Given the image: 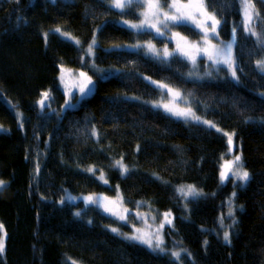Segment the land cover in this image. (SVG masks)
<instances>
[{
  "label": "trees",
  "instance_id": "1",
  "mask_svg": "<svg viewBox=\"0 0 264 264\" xmlns=\"http://www.w3.org/2000/svg\"><path fill=\"white\" fill-rule=\"evenodd\" d=\"M253 2L264 18V4ZM109 3L0 0V180L6 182L0 188L6 233L0 264H264V75L255 64L264 58V46L244 32L240 0H208L209 11L215 9L222 20L215 43L238 29L233 48L243 69L238 83L223 69L220 76L192 79L186 76L188 61L165 66L142 51L113 48L150 39L172 46L117 24L139 19L141 8L121 14ZM57 27L81 44L59 36ZM171 30L189 40L201 36L194 27ZM94 34L91 58L84 48ZM61 67L88 72L97 82L74 109L62 107ZM144 77L180 89L196 115L222 131L154 108L150 102L161 90ZM45 91L50 99L41 110L37 101ZM224 130L235 133L250 174L246 183L233 178L220 183L221 163L228 157ZM120 159L129 169L125 175L114 165ZM90 166L95 175L85 171ZM101 172L108 184L97 179ZM184 184L202 195L183 197L177 188ZM117 186L129 209L122 223L83 200L92 194L114 198ZM142 202L172 211L173 223L163 230L165 253L111 231L132 233L128 223L145 208ZM225 231L230 243L223 239ZM172 251L181 252L179 260Z\"/></svg>",
  "mask_w": 264,
  "mask_h": 264
},
{
  "label": "snow or ice",
  "instance_id": "2",
  "mask_svg": "<svg viewBox=\"0 0 264 264\" xmlns=\"http://www.w3.org/2000/svg\"><path fill=\"white\" fill-rule=\"evenodd\" d=\"M52 2L55 3V0H52ZM257 2L264 4V0H257ZM240 3L243 10L244 32L251 37H255L257 43L264 46V30H255L257 25L264 29V18L261 17V13L257 10L256 3H254L253 0H240ZM109 6L110 8L118 9L121 14H125V10H130L133 7L141 8L142 11L139 13L138 23L124 20L122 21V24L137 34H153V39L166 38L175 43V47L172 49L168 47L167 43L164 44L163 48H158L156 44L153 43V40L150 39L143 43L137 42L129 45L118 44L114 45L113 48L126 49L135 55H140L141 50H143V54L146 57L156 60L165 66H170V63L176 59H179L181 62L188 61L192 65V71L188 73L189 77L197 76L199 62L201 58H206L208 63L205 64V67L210 68L211 70L206 71L204 73L205 76L211 77L213 70L219 72L222 70L221 66H223L227 68V72L230 74L231 79L237 83L239 82L240 77L238 72H242L243 69L239 67L238 59L233 53V48L237 41L238 29L237 27H233L229 40H220L219 43H212L214 39L219 38L218 29L222 20L217 18L215 9L209 11L208 0H186V2L185 0H171V2H169V0H110ZM177 26H182L186 30H192L194 26V29L199 30V34H201L200 39L189 40L187 36L182 35L180 32H172L171 28ZM54 31L61 36L72 40L76 45L81 44V41L78 38L71 36L70 33L63 32L60 27L55 28ZM44 35L46 38L48 33H45ZM96 45L97 40L94 34L91 42L85 49L88 57L95 56ZM81 62H85V57H81ZM255 64L256 69L264 75V58L257 60ZM91 67H95L94 62ZM64 71V68L61 67V83H64ZM97 71L105 72L106 70L98 69ZM105 78H107V75L101 77V79ZM197 78L202 79L203 77L197 76ZM144 79L160 89L162 95H165L166 90L168 102H155L153 103L154 108L162 107L166 113L184 119L186 122L192 120L197 123H203L209 128H216L217 132L222 131L220 128L216 127V124L213 121L203 120L200 116L196 115V112L190 106L188 97L182 93L180 89L172 88L166 83L151 80L150 77H144ZM96 83L97 82L93 80L88 72H79L73 85L71 87L65 86V100L62 107L66 110L77 107V105L84 102V100L95 91ZM49 99V92L45 91L41 93V99L37 101L41 110L45 108L46 101ZM136 99H138V97ZM181 102H184V107L180 106ZM16 115L19 117L21 114L17 113ZM92 134L97 135L95 130H93ZM223 134L227 137L228 152L231 153L234 150L233 137L235 133L224 132ZM114 165L119 168L121 175H125L129 171L127 165L123 162V159L116 160ZM38 171L39 167L37 166V172ZM85 171L95 175L94 166L88 167ZM231 178H235L244 183L250 178L249 172L243 167V158L241 155H235L232 160H226L224 164L221 165V170L219 172L220 183L224 184ZM97 179L104 184H108V179L103 172L100 173ZM5 183V181L0 180V187H3ZM177 192L186 198L189 196L195 197L202 195V193L192 185L186 186V190L185 186H181L177 189ZM234 195L235 193H233V196ZM75 199L77 198L69 197V200ZM83 200L86 205H96L97 207L103 208L104 212L116 217V219L120 221H127L128 219L129 209L124 208L123 214H121L115 207L109 206V204H123V197L119 195V186H117V196L115 200H111L105 196L98 197L95 194L84 196ZM63 202L62 199L61 203ZM229 203H231V201H229ZM75 215L79 216L80 213L77 212ZM136 215L137 219H139L142 214L137 213ZM228 215H232L231 208H229ZM163 217L164 219L156 229V235L135 226H133L131 234L120 233V230L117 227H112L111 231L113 233L124 235L126 240L146 245L147 248L153 252L165 253L164 238L163 235H160L159 233L166 224H172V220L170 219L171 212H165ZM0 233H2L0 234V255H3L6 238L3 224H0ZM223 239L226 243L231 242L230 233L228 231L224 232ZM204 243L207 244V241ZM171 256L179 260L181 252L172 251ZM73 264H76V262L73 261Z\"/></svg>",
  "mask_w": 264,
  "mask_h": 264
},
{
  "label": "rangeland",
  "instance_id": "3",
  "mask_svg": "<svg viewBox=\"0 0 264 264\" xmlns=\"http://www.w3.org/2000/svg\"><path fill=\"white\" fill-rule=\"evenodd\" d=\"M169 2H171V0H169ZM110 4V3H109ZM115 9V8H114ZM116 10H118V9H116ZM139 11H142V9H140ZM134 23H138L139 21H133ZM121 24H122V21L120 22ZM123 25V24H122ZM194 27V26H193ZM172 29V28H171ZM172 31V30H171ZM71 36H73V37H75L74 35H72L71 34ZM95 37H96V34H95ZM166 39V38H165ZM70 40V39H69ZM71 41V40H70ZM169 41V40H168ZM91 42V41H90ZM74 43V42H73ZM153 43H155L156 44V42H153ZM167 44H168V42H166ZM212 43H215L214 42V40L212 41ZM219 43V42H218ZM75 44V43H74ZM79 46V45H78ZM88 46V45H87ZM87 46L84 48V54H86V52H85V49L87 48ZM156 46L158 47V48H163L164 47V45H161V46H158L157 44H156ZM168 47L170 48V49H172V48H174L175 47V43L173 42V47H170L169 45H168ZM91 58H93V57H91ZM206 63H208L207 62V60H206V58H201V60H200V62H199V68L197 69V76H200V77H203V78H210L209 76H205L204 75V73L206 72V71H209V70H211L210 68H206L205 67V64ZM190 64V63H189ZM96 66V65H95ZM189 67H190V69L188 70V73L190 72V71H192V65L190 64L189 65ZM98 68V67H97ZM222 69L223 70H226L227 71V68H225V67H223L222 66ZM64 83H61V80H60V86L62 87V89L63 88H65V86H68V87H71L72 85H73V83L76 81V79H77V77H78V73L79 72H81L80 70H77V69H68V68H64ZM188 73L186 74V76H187V78H194V79H199V78H197V76H192V77H189L188 76ZM220 74H221V71H219V72H216V71H212V76L214 77V76H220ZM229 76H230V74H228ZM60 76H61V72H60V75H59V78H60ZM151 80H153V79H151ZM155 86V85H154ZM161 97V94H160V96L158 97V99H159V102L160 103H167L168 102V97H167V95H166V90H165V98L163 99V98H160ZM158 99L156 100V101H152V102H150V105H152L153 106V103H155V102H158ZM180 106L181 107H184L185 106V104H184V102H181V104H180ZM157 109H159V108H157ZM160 109H163L162 107L160 108ZM164 110V109H163ZM175 118H177V119H181V118H178V117H175ZM184 120V119H183ZM192 120H189V122H191ZM192 122H195V123H197L196 121H192ZM224 132H228V133H231V132H229V131H227V130H224ZM227 138V137H226ZM228 143V142H227ZM233 143H234V150H233V152H231V153H229L228 152V150H227V152H226V154H228L227 156V158H225L223 161H222V163H221V165L222 164H224V162L226 161V160H232L233 158H234V156L235 155H240V153H238V144L237 143H235V141H234V137H233ZM234 180H236L235 178H233ZM241 182V181H240ZM184 185H192V184H184ZM184 185H179V188L181 187V186H184ZM193 186V185H192ZM1 188V187H0ZM177 188V187H176ZM197 190L199 189V188H197V187H195ZM178 189V188H177ZM185 190H186V186H185ZM199 191L201 192V190L199 189ZM202 193V192H201ZM117 196V195H116ZM121 196V195H120ZM200 196V195H199ZM184 197V196H183ZM189 197H191L192 198V196H189ZM195 197H198V196H195ZM195 197H193V198H195ZM115 198L116 197H111L110 199L111 200H115ZM141 206H144L145 208L143 209V210H136L134 213H133V218H132V221H131V223H128V227L130 226V231L132 232L133 231V226H135V227H137V228H141L142 230H144V231H148V232H152L154 235H156L157 233H156V229L159 227V225H160V223H161V221L164 219V217H163V214L165 213V212H171V217H170V219L172 220V218H173V216H172V211L171 210H164V211H162V210H158V209H156L155 207H150L149 206V204L148 203H146V202H142L141 204H140ZM109 206L110 207H115L121 214H123V209L125 208L124 207V204H119V203H117L116 205H111V204H109ZM137 213H141L142 215H141V217L139 218V219H137ZM128 217H129V215H128ZM118 220V219H117ZM119 222H125V221H120V220H118ZM172 223H173V220H172ZM150 226V227H149ZM166 226H169V225H165L164 226V228L161 230V232L159 233L160 235H163V230L165 229V227ZM121 232H126V233H128V234H131V233H129V232H127V230H125V229H121L120 230ZM163 238H164V236H163ZM165 245H166V241H165V239H164V247H165ZM165 249H167L166 247H165Z\"/></svg>",
  "mask_w": 264,
  "mask_h": 264
},
{
  "label": "bare ground",
  "instance_id": "4",
  "mask_svg": "<svg viewBox=\"0 0 264 264\" xmlns=\"http://www.w3.org/2000/svg\"><path fill=\"white\" fill-rule=\"evenodd\" d=\"M121 21H124V19L123 20H120V21H118L117 22V24L119 25V26H121V27H125V28H127L126 26H124V25H122L120 22ZM129 21H131V20H129ZM133 21H139V19H135V20H133ZM133 21H131V22H133ZM128 29V28H127ZM62 30V29H61ZM63 32H67V31H65V30H62ZM132 32H134L133 30H131ZM57 33V32H56ZM67 33H69V32H67ZM59 36H61L59 33H57ZM63 37V36H62ZM64 39H66L67 41H70L69 39H67V38H65V37H63ZM170 41V40H169ZM70 42H72L73 43V41L71 40ZM74 44V43H73ZM76 45V44H75ZM78 46V45H77ZM171 46L173 47V41H171ZM142 52H143V50H141ZM97 69H99V68H97ZM101 76V75H100ZM59 78V77H58ZM192 79H194V78H192ZM199 80V79H198ZM59 83H60V78H59ZM60 88L62 89V87L60 86ZM62 90H64L65 91V88H63ZM161 94V97L160 98H165V95H162V93H160ZM158 102H159V99H158Z\"/></svg>",
  "mask_w": 264,
  "mask_h": 264
}]
</instances>
